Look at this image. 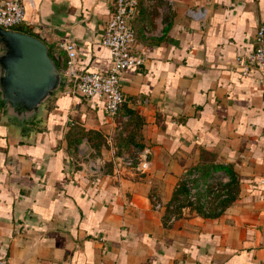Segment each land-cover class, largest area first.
<instances>
[{"label": "crops", "instance_id": "0c3cea01", "mask_svg": "<svg viewBox=\"0 0 264 264\" xmlns=\"http://www.w3.org/2000/svg\"><path fill=\"white\" fill-rule=\"evenodd\" d=\"M113 3L25 0L17 29L106 70ZM263 16L264 0H139L143 61L120 73L116 115L67 89L30 131L0 111V264H264V70L235 61ZM134 149L142 168L116 172L115 152ZM194 171L228 198L181 204Z\"/></svg>", "mask_w": 264, "mask_h": 264}, {"label": "built area", "instance_id": "2783aa9c", "mask_svg": "<svg viewBox=\"0 0 264 264\" xmlns=\"http://www.w3.org/2000/svg\"><path fill=\"white\" fill-rule=\"evenodd\" d=\"M138 5L139 0H114L113 9L104 24L100 39L111 55L106 70H80L76 64L77 50L73 42L59 41L54 50L50 51L59 68L70 74L67 90L87 98L95 95L102 98L105 112L110 116L117 114L125 99L120 73L128 66L141 65L143 61L142 57L135 53L136 32L132 23ZM190 12L202 16L204 9ZM24 18L25 0H0V26L17 29ZM61 50L66 52V60ZM235 61L245 73L255 66L264 70V16L257 25L253 47L237 56ZM144 155V152L136 149L115 152L116 172L140 170L146 160ZM197 176L198 172L194 171L191 177ZM155 206L159 207L160 203L157 202Z\"/></svg>", "mask_w": 264, "mask_h": 264}, {"label": "water", "instance_id": "95a60500", "mask_svg": "<svg viewBox=\"0 0 264 264\" xmlns=\"http://www.w3.org/2000/svg\"><path fill=\"white\" fill-rule=\"evenodd\" d=\"M48 44L35 34L0 26V111L4 124L30 131L69 86Z\"/></svg>", "mask_w": 264, "mask_h": 264}, {"label": "rangeland", "instance_id": "374dc122", "mask_svg": "<svg viewBox=\"0 0 264 264\" xmlns=\"http://www.w3.org/2000/svg\"><path fill=\"white\" fill-rule=\"evenodd\" d=\"M192 178L195 179L193 180ZM189 181H191L192 183H187L186 179L181 182V184L185 183L186 189H180V194L177 197L178 201L183 205L189 204L196 207H200L202 210H206L207 208H209V205L214 204L216 202L218 203L219 199H223L221 197L228 198L229 193L227 192L228 190H226L227 188H224L226 184L225 182L223 183V178L215 179L208 183V181L204 180L201 175H198L197 177H191ZM225 193H228V195H224ZM170 205L168 206V208L175 207L174 204H172V206ZM168 210L170 213L172 212L170 209ZM172 210L173 212H176V209Z\"/></svg>", "mask_w": 264, "mask_h": 264}, {"label": "trees", "instance_id": "16d2710c", "mask_svg": "<svg viewBox=\"0 0 264 264\" xmlns=\"http://www.w3.org/2000/svg\"><path fill=\"white\" fill-rule=\"evenodd\" d=\"M224 188H228V184L225 185ZM181 189H182V190H185V189H186V185H185V183H182V184H181Z\"/></svg>", "mask_w": 264, "mask_h": 264}]
</instances>
